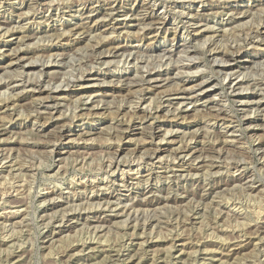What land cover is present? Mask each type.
<instances>
[{"label": "rangeland", "instance_id": "rangeland-1", "mask_svg": "<svg viewBox=\"0 0 264 264\" xmlns=\"http://www.w3.org/2000/svg\"><path fill=\"white\" fill-rule=\"evenodd\" d=\"M0 26V83L46 88L0 91V264H264V108L214 63L258 28L231 67L264 81V0H0Z\"/></svg>", "mask_w": 264, "mask_h": 264}, {"label": "bare ground", "instance_id": "bare-ground-1", "mask_svg": "<svg viewBox=\"0 0 264 264\" xmlns=\"http://www.w3.org/2000/svg\"><path fill=\"white\" fill-rule=\"evenodd\" d=\"M149 10V9H148ZM231 18V17H230ZM232 20V19H231ZM160 23H164L162 20L161 21H159ZM188 24V23H187ZM1 27V26H0ZM210 28V26L208 25L207 27H205L204 29H202L203 31H205V30H208ZM200 31V30H199ZM248 33V32H247ZM259 33V29L257 28V30L254 32V35H252L251 37L250 36H246L245 37V39H244V43L242 44V45H232V46H230V48H228L227 50H225V51H222V54H221V58H218V59H220V60H217L216 58H214L215 60H214V63L216 64V62L217 63H219V66L220 65H222V67H220L218 70L219 71H224L225 72V78H227L228 76H231V78H232V76H234V75H237L235 78H233V79H231L230 81V91L235 95L234 96V99H235V101H236V99H238V101L239 102H244V104L245 105H249V106H251V107H253L254 109H257V110H260L261 108L263 109L264 108V105H263V103H261L262 102V99L264 98V81H254V82H252L251 84H252V88H249L248 86H250V85H244L243 86V82H242V78H241V72H237V71H235V69L234 68H232L231 67V61L233 60V59H240V58H242L243 57V55H244V53L245 52H247L246 51V47L247 46H250V44H252V43H254L256 40H259V35L260 34H258ZM199 34H202V32H199ZM213 36V35H212ZM24 37H28L27 35H25ZM254 37H257V39L256 40H254L255 38ZM260 39L262 40V41H264V38L263 37H260ZM210 41V40H209ZM243 41V40H242ZM206 42V41H205ZM241 42V41H240ZM184 44V43H183ZM255 44V43H254ZM186 45V44H185ZM202 46V45H201ZM186 47V46H185ZM188 47V46H187ZM115 49V48H114ZM184 50H189V48L188 49H184ZM117 52V51H116ZM132 52V51H131ZM188 52V51H187ZM215 52H217V51H215ZM111 53V52H110ZM182 53V52H181ZM13 54H15V56L17 57L18 56V54H17V51H15V52H13ZM166 54V53H165ZM171 54V53H170ZM170 54L168 55V54H166V55H163V56H170ZM191 54H193V53H191ZM34 55V54H33ZM126 55V54H125ZM218 55V54H217ZM51 56V55H50ZM55 56V55H54ZM57 56V55H56ZM130 56V55H129ZM167 56V57H168ZM187 56V55H186ZM238 57V58H234V57ZM173 57V56H172ZM190 57V56H189ZM217 57V56H216ZM22 57H18V59H21ZM30 58V57H29ZM193 59H194V57H192ZM17 59V58H16ZM31 59V58H30ZM33 59V58H32ZM187 59V58H186ZM262 59H263V57H262ZM183 60V59H182ZM191 60V59H190ZM15 61V60H14ZM178 61V60H177ZM176 61V62H177ZM184 61V60H183ZM264 61V60H263ZM13 62V61H12ZM12 62H10L9 63V65H11V63ZM36 62V61H35ZM34 61H32V60H28V61H26V62H24L23 63V65L22 66H24V67H27L28 68V70H32V69H39V68H41V67H44L45 65H46V62H45V64H36ZM49 62V61H48ZM47 62V63H48ZM193 62V61H192ZM244 62H250V60L249 59H244ZM255 62V61H254ZM253 62V63H254ZM189 63H191V62H189ZM190 65V64H189ZM115 66V65H114ZM239 66H241V65H239ZM248 69V68H247ZM189 70V69H188ZM22 71V70H21ZM26 71V70H25ZM41 71V70H40ZM28 72V71H27ZM34 73H36V71L34 70L33 71ZM21 73V72H20ZM42 72H40V74H41ZM244 73V72H243ZM22 74V73H21ZM25 74V73H24ZM18 75H19V73H18ZM38 76H39V74H37ZM42 75V74H41ZM40 75V76H41ZM25 77H27V75H24ZM72 77V76H71ZM70 77V78H71ZM18 78V77H17ZM41 78V77H40ZM3 79V78H2ZM2 79H0V80H2ZM7 79V78H6ZM37 79V78H36ZM129 79H132V78H129ZM5 80V79H4ZM3 81V80H2ZM6 81V80H5ZM4 81V82H5ZM131 81V80H130ZM0 83V91H2V89H4V88H15L16 86H18V85H22V86H30V85H33V87H34V90H39V92H43L46 88H41V86L40 85H38V83L37 82H35V83H32V80H30V79H27V78H22V79H10L9 81H7L6 83ZM72 83V82H71ZM128 83H130V82H128ZM200 83H202V82H200ZM127 84V83H126ZM130 84H132V83H130ZM38 85V86H37ZM58 85V84H57ZM61 85L59 84V86H56L57 87V89H58V87H60ZM66 86V85H65ZM68 86V85H67ZM47 87V86H46ZM62 88V87H61ZM55 89V88H54ZM245 89H253L252 91H251V93L250 94H248V95H245V96H243L242 95V93H243V91H245ZM228 91V90H227ZM181 92H183V91H181ZM181 92H179V93H174V94H181ZM1 93V92H0ZM4 94H5V92H4ZM173 94V93H172ZM169 95H171V94H169ZM186 95H188V98H190L189 96H192L191 94H186ZM198 95V94H197ZM228 95V94H227ZM170 97V96H169ZM197 97H199V96H197ZM187 98V97H186ZM170 99V98H169ZM191 99V98H190ZM198 98H196V100H197ZM246 99V100H245ZM5 100V99H4ZM194 100V99H193ZM191 102H192V100H191ZM190 103V102H189ZM243 104V103H242ZM3 105H7V102H4L3 103ZM99 105V104H98ZM195 105V104H194ZM222 105V104H221ZM224 105V104H223ZM146 108V107H145ZM147 109V108H146ZM252 109V108H251ZM220 111V110H219ZM261 111V110H260ZM264 112V111H263ZM258 113V112H257ZM245 116H248L249 117V119L250 120H255V119H251V117H253V118H257L258 116H257V114H255L254 113V115L252 114H247V115H245ZM218 118V116H216V119ZM228 118V117H227ZM230 120V119H229ZM261 120H264V116H262L261 117ZM1 121V120H0ZM251 124V123H250ZM257 125V124H256ZM256 125H254L253 126V128L256 126ZM259 125V124H258ZM260 126V125H259ZM252 127V125H249V128H251ZM234 128V127H233ZM231 130V129H230ZM70 131V130H69ZM231 131H235V130H231ZM216 149V148H215ZM52 150V149H51ZM211 150V149H210ZM182 151V150H181ZM213 151V150H212ZM183 155V154H182ZM185 157V156H184ZM242 165V164H241ZM236 167H239V165L238 164H236ZM239 169H241V168H239ZM126 177V176H125ZM182 177V176H181ZM180 177V178H181ZM168 179V178H167ZM131 180V179H130ZM129 181V179H126L124 182H126V184H127V182ZM119 184H121V183H119ZM125 184V185H126ZM132 184V183H131ZM109 185V184H108ZM211 188V187H210ZM208 189V188H207ZM107 191V190H106ZM97 194H98V192H97ZM83 200V199H82ZM137 211L138 210H136V212L135 213H137ZM130 213V212H129ZM139 215V214H138ZM195 253V252H194Z\"/></svg>", "mask_w": 264, "mask_h": 264}]
</instances>
